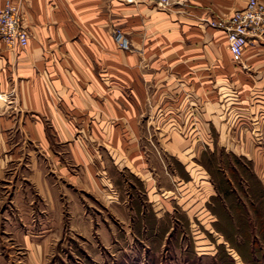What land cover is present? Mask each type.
I'll list each match as a JSON object with an SVG mask.
<instances>
[{
	"label": "crops",
	"instance_id": "0c3cea01",
	"mask_svg": "<svg viewBox=\"0 0 264 264\" xmlns=\"http://www.w3.org/2000/svg\"><path fill=\"white\" fill-rule=\"evenodd\" d=\"M14 1L30 39L14 50L0 37V230L19 246L30 240L24 225L58 223L65 206L71 222L98 226L103 212L84 194L106 208L105 181L118 189L112 205L128 222L142 223L150 212L164 219L171 202L157 191L141 145L146 112L179 111L183 125L197 128L243 127L261 106L264 33L247 44L241 65L226 31L201 21L228 16L247 0H188L171 10L143 0ZM115 28L133 50L118 46ZM235 93L239 101L227 102ZM190 140L162 137L170 147Z\"/></svg>",
	"mask_w": 264,
	"mask_h": 264
},
{
	"label": "rangeland",
	"instance_id": "374dc122",
	"mask_svg": "<svg viewBox=\"0 0 264 264\" xmlns=\"http://www.w3.org/2000/svg\"><path fill=\"white\" fill-rule=\"evenodd\" d=\"M186 2L176 0L167 9ZM205 19H201L203 24ZM236 63L243 65V59ZM229 97L227 102L239 101L236 93ZM259 104L250 112V126L243 127L197 128L183 125L179 111L146 112L147 142L141 145L150 151L157 191L171 202L164 219H154L151 212L148 216L147 209L142 223L128 222L123 209L112 205L118 189L105 181L106 208L94 193H83L91 206L103 212L98 226L82 217L71 222L72 208L65 206L60 209L67 215L58 223L46 220L24 225L30 238L28 248L0 230V264H254L252 249L264 260V98ZM175 132L191 140L171 147L162 141L165 134L171 138ZM174 146L178 154L173 153ZM159 201L152 202L163 212ZM147 223L154 227L149 229ZM165 230L174 234L170 240ZM47 240L51 243L48 251L33 254Z\"/></svg>",
	"mask_w": 264,
	"mask_h": 264
},
{
	"label": "built area",
	"instance_id": "2783aa9c",
	"mask_svg": "<svg viewBox=\"0 0 264 264\" xmlns=\"http://www.w3.org/2000/svg\"><path fill=\"white\" fill-rule=\"evenodd\" d=\"M143 1L166 9L176 0ZM205 21L209 26L226 31L232 58L240 62L247 44L264 33V1L247 0L243 7L233 10L228 16L206 18ZM0 37L14 50L25 48L29 43L30 33L23 24L20 4L14 0H5L0 9ZM114 38L121 49L133 50L131 40L121 28L114 29Z\"/></svg>",
	"mask_w": 264,
	"mask_h": 264
},
{
	"label": "trees",
	"instance_id": "16d2710c",
	"mask_svg": "<svg viewBox=\"0 0 264 264\" xmlns=\"http://www.w3.org/2000/svg\"><path fill=\"white\" fill-rule=\"evenodd\" d=\"M218 188H219V187H218ZM229 192H230V191L228 190V191H227V194H230ZM252 204H254V203H252ZM242 212H243V210H242ZM245 214L247 215V218H249V220H251V216L249 215V213H246V212H245ZM246 215H245V216H246ZM156 220H158V219H156ZM231 220H232V219H231ZM231 220H230V221H231ZM149 221H150V220L148 219V222H149ZM158 221H161V220H158ZM218 221H219V219L217 220V222H218ZM247 222H248V221H247ZM137 224H138V223H137ZM147 226L150 227V223H147ZM147 226H146V227H147ZM245 226H246V225H245ZM149 227H148V228H149ZM153 227H154V226H151L149 229H152ZM217 228L220 229L218 226H217ZM173 229L176 230V226H175V224H174V226H173ZM248 229H249V228H248ZM247 231H248V230H246V232H245L246 234L248 233ZM165 232H169L168 240H170V239L174 236V234L172 233V231L170 232V231H168V230H165V231L163 232V234H164ZM227 238H229L228 235H227ZM229 239H230V238H229ZM237 246L239 247V245H237ZM239 249H240V248H239ZM166 251H168V248L166 249ZM252 251H253V254H252V255H253V256H252V263H254V264H264V260H263L262 258H259V257L257 258V257H256V255H258V254H256V249H254V250L252 249ZM150 255H151V254L149 253V251H147V252H146V260L149 261V260L151 259V256H150Z\"/></svg>",
	"mask_w": 264,
	"mask_h": 264
}]
</instances>
